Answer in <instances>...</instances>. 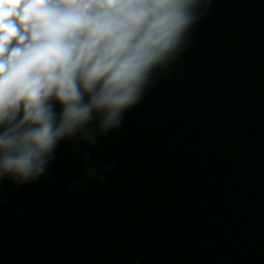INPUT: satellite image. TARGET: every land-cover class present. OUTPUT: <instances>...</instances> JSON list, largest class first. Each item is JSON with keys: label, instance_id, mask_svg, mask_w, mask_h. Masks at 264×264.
<instances>
[{"label": "clouds", "instance_id": "obj_1", "mask_svg": "<svg viewBox=\"0 0 264 264\" xmlns=\"http://www.w3.org/2000/svg\"><path fill=\"white\" fill-rule=\"evenodd\" d=\"M209 2L0 0V177L35 181L60 141L119 128Z\"/></svg>", "mask_w": 264, "mask_h": 264}, {"label": "water", "instance_id": "obj_2", "mask_svg": "<svg viewBox=\"0 0 264 264\" xmlns=\"http://www.w3.org/2000/svg\"><path fill=\"white\" fill-rule=\"evenodd\" d=\"M207 9L119 128L95 146L60 141L35 181L0 177V264H60L146 172L264 82V0H210Z\"/></svg>", "mask_w": 264, "mask_h": 264}]
</instances>
